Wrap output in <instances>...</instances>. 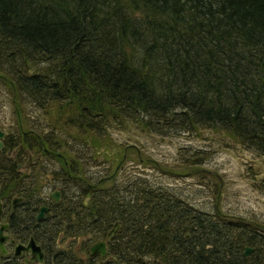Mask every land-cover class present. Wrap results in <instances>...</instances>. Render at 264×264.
I'll return each mask as SVG.
<instances>
[{"label": "trees", "instance_id": "obj_1", "mask_svg": "<svg viewBox=\"0 0 264 264\" xmlns=\"http://www.w3.org/2000/svg\"><path fill=\"white\" fill-rule=\"evenodd\" d=\"M0 80L18 104L26 94L54 105L74 131L65 127V137L84 147L29 128L5 141L7 150L20 146L17 156L29 149L60 163L64 198L39 221L40 202L17 185L15 163L0 167V194L19 193L28 208L13 222L47 244L48 264H75L72 248L48 250L60 235L85 241L118 228L109 256L126 264H264V225L207 215L140 176L119 177L134 145L117 153L108 129L210 130L264 157V0H0ZM134 154L130 161L144 162ZM96 157L107 165L85 178ZM0 264L22 263L0 253Z\"/></svg>", "mask_w": 264, "mask_h": 264}, {"label": "rangeland", "instance_id": "obj_2", "mask_svg": "<svg viewBox=\"0 0 264 264\" xmlns=\"http://www.w3.org/2000/svg\"><path fill=\"white\" fill-rule=\"evenodd\" d=\"M25 95L21 96L22 99H19L18 104L8 85L0 80V131L5 135L2 139L4 146L0 150L1 168L9 167V159L14 155L15 149L20 147L18 145L12 150L5 149L7 136L15 138L18 131H25V128H29V131L25 132L36 138L41 136L39 134H56L66 146L83 151V145L65 137L69 128L64 120L58 118L54 105L39 106L32 98ZM21 122L24 127H20ZM65 127L68 129L65 130ZM108 129L116 145L114 151L118 153V144H133L132 150L134 152L137 150L138 154L143 155L141 160L144 162L136 164L129 160L137 156L131 152L127 161L120 165L119 177L140 176L146 184L168 189L180 200L207 215L214 216L218 213L233 220L248 221L249 219L264 225V157L257 152L222 138L210 130L199 134L186 132L167 135L148 134L134 123H129V128L121 129L112 125ZM90 154L94 155L91 151ZM36 158L34 154L32 161ZM87 159L88 157L82 158L83 162ZM95 159L96 163L93 165L91 159L90 162L87 161L89 163L85 168V178L92 176L94 178L96 175L94 172L108 163L104 162L102 157ZM112 159L114 168L117 157ZM194 159L195 164H192ZM37 161V166H30L25 171L19 172L21 179L18 180L17 185H29L32 192L37 189L32 194L42 200H48L47 196L53 192H58L62 196L64 184L54 175V172L60 169V163L47 156H42ZM77 246L74 241L71 245L74 252L77 251ZM57 248L59 247L56 244L53 249ZM77 254L81 255L80 258L78 256L70 258V263L83 262L88 256L87 251H77ZM23 259L20 258L18 261L28 264ZM66 263V259L62 261L60 259L57 264Z\"/></svg>", "mask_w": 264, "mask_h": 264}, {"label": "flooded vegetation", "instance_id": "obj_3", "mask_svg": "<svg viewBox=\"0 0 264 264\" xmlns=\"http://www.w3.org/2000/svg\"><path fill=\"white\" fill-rule=\"evenodd\" d=\"M2 139H4V137ZM2 139H1V141L3 143ZM2 145L4 146V144H2ZM18 152H19V148L15 149L14 155L11 158V163L12 164L15 163V165H16L15 170L17 171V173H19L20 171H25L26 168H28L30 166H33V167L37 166L38 165L37 159L38 158L40 159L42 156L45 157L42 154H38V155L35 154L37 158L35 159V161L34 160L32 161V158L34 155L33 151L27 149L24 151L25 153L23 152V154L21 156H17ZM26 156H27V158H26ZM8 168L12 169V167L10 165ZM63 189L64 190L61 193L62 196L58 192H53L47 196L48 200H46V199L42 200L39 196H37V201L40 202V205L37 207L36 206L33 207V209H35V211H36L35 221H39L40 219L46 218V215L51 213L50 212V210H51L50 205L53 203L54 204L59 203L61 201V199L64 198L66 186H64ZM35 191H37V189H34L32 193H35ZM59 191H60V189H59ZM0 193H1V186H0ZM54 193H58V195H59L57 202H55L51 197V195ZM23 201H24V197L21 195H17V196L13 195L12 197L9 198L7 196H2L0 194V207H1L0 228L2 227V230H3L1 234L3 236H5V240L2 243V247L0 246V253L3 256H6L7 258H9L11 256L13 258H16L17 260H19L20 258H22V259L25 258L23 260L25 262H27L28 264H48L47 263L48 262L47 256H46V249H47L46 245L47 244L45 245V244H42V243H39L38 241H36L33 237V234L32 233L29 234V232H31V231H29V226H26V227L23 225L17 226L13 222V219L18 218L19 212L22 209H28L27 207L25 208L22 206ZM44 204H46V205H44ZM42 207H46V211L43 213V215L40 218H36ZM12 224H14V225H12ZM119 230H120V228H118L117 230L112 229V230L107 232V234L105 235L104 238H100V239H93L90 236H88L85 241H83L85 238L82 236L72 238V237H69L67 235H63V236L60 235L56 244L59 247L58 249H61L64 247L63 249L69 250V248H71V245L73 244V242L76 241V243L78 244L77 251H79V252L84 251L85 252L87 250V255L91 258L100 257V258L104 259V261L112 262V264L115 261H116V264H126L125 262H118L115 258L109 256L110 255L109 254V247L112 244V241L114 242L119 237L117 235V232ZM20 232L24 233V235L27 236V240H24L23 238L17 237ZM31 238L34 239L36 245H38L40 247V249L43 253V257H42L41 262L32 260L33 256H31L30 251L26 252V251L22 250L19 254L15 255V247L17 245L26 246ZM99 242L105 243V249L107 252L104 256H102L100 254L92 256L90 254V247L96 243H99ZM56 244L54 246H49L48 250L53 249L56 246ZM77 251L74 253V255L78 256L80 258L81 255L77 254ZM144 258H147V257H144ZM26 259H27V261H26ZM21 263L26 264L24 262H21Z\"/></svg>", "mask_w": 264, "mask_h": 264}, {"label": "water", "instance_id": "obj_4", "mask_svg": "<svg viewBox=\"0 0 264 264\" xmlns=\"http://www.w3.org/2000/svg\"><path fill=\"white\" fill-rule=\"evenodd\" d=\"M4 137V132L3 131H0V149H1V147L3 146L2 144V141H1V139ZM51 197H52V199L55 201V202H57L58 201V198H59V195H58V193H54V194H52L51 195ZM46 211V207H42L41 209H40V212H39V214L37 215V217L36 218H40L42 215H43V213ZM0 214H1V207H0ZM2 227L0 228V246L2 247V243H3V241L5 240V236H3L1 233H2ZM26 251V252H28V251H30V254H31V256H33L32 257V260H35V261H38V262H41L42 261V257H43V253H42V251H41V249H40V247L38 246V245H36V243H35V241H34V239L33 238H31L30 240H29V242L27 243V245L26 246H22V245H17L16 247H15V255H17V254H19L21 251ZM252 251H253V248L252 247H250V246H247L246 248H245V252H243V254H245V256H249L251 253H252ZM106 249H105V243L104 242H99V243H96V244H94V245H92L91 247H90V254L92 255V256H95V255H98V254H100V255H102V256H104L105 254H106Z\"/></svg>", "mask_w": 264, "mask_h": 264}]
</instances>
